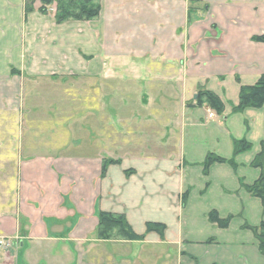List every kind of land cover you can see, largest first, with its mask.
<instances>
[{
	"label": "crops",
	"instance_id": "obj_1",
	"mask_svg": "<svg viewBox=\"0 0 264 264\" xmlns=\"http://www.w3.org/2000/svg\"><path fill=\"white\" fill-rule=\"evenodd\" d=\"M23 5L0 0V264H264L247 228L264 205L243 187L261 174L264 108L233 113L264 75V0H100L62 25ZM200 89L223 115L196 106ZM234 140L252 149L204 175ZM100 213L165 236L102 240Z\"/></svg>",
	"mask_w": 264,
	"mask_h": 264
},
{
	"label": "trees",
	"instance_id": "obj_2",
	"mask_svg": "<svg viewBox=\"0 0 264 264\" xmlns=\"http://www.w3.org/2000/svg\"><path fill=\"white\" fill-rule=\"evenodd\" d=\"M37 0L25 1V14L33 12V5ZM41 4L40 12L46 14L49 7H55V18L57 24H63L68 21H91L100 14V0H39ZM255 42L264 43V35L255 36ZM15 73V72H14ZM238 82L239 79H238ZM196 106L206 107L221 116L224 113L225 105L222 100L214 93L200 89L197 94ZM264 108V75L253 86H241L239 95V104L233 108V113H242L246 109ZM260 154L254 159L252 167L260 169L261 174L258 180L250 185H243L244 189L253 197L262 201L264 205V142L261 145ZM252 149V145L246 140L233 141V157L231 160H225L213 154L207 156L203 167L204 175H208L210 167L216 163L229 164L235 167V159L242 153ZM116 163V162H110ZM106 169V167H105ZM187 196L183 197V203H186ZM209 220L221 229L229 226L230 218L221 219L217 212L209 214ZM256 236L260 250L264 254V223L258 228H249ZM166 226L159 223H147L146 234L157 233L162 239L165 236ZM145 234V235H146ZM145 235L137 234L129 224L127 218L123 215L110 213H100L99 215V238L105 241H144Z\"/></svg>",
	"mask_w": 264,
	"mask_h": 264
},
{
	"label": "rangeland",
	"instance_id": "obj_3",
	"mask_svg": "<svg viewBox=\"0 0 264 264\" xmlns=\"http://www.w3.org/2000/svg\"><path fill=\"white\" fill-rule=\"evenodd\" d=\"M25 1L26 0H24V5H23V11H24V16L25 17H27L28 15L33 14V13L43 14V13L40 12L41 4H40L39 0H37L36 3L33 5V8H34L33 12L29 13L28 15H26L25 14ZM43 15L54 16V18H55V7H53V6L49 7L48 11L46 12V14H43ZM55 22H56V18H55ZM68 22H75V21H68ZM68 22H66V23H68ZM76 22H88V21H76ZM56 24H57V22H56ZM63 24H65V23H63ZM57 25H62V24H57Z\"/></svg>",
	"mask_w": 264,
	"mask_h": 264
},
{
	"label": "built area",
	"instance_id": "obj_4",
	"mask_svg": "<svg viewBox=\"0 0 264 264\" xmlns=\"http://www.w3.org/2000/svg\"><path fill=\"white\" fill-rule=\"evenodd\" d=\"M208 118L213 119L214 118V113L211 110H208ZM13 244L6 240V239H0V250L7 251L11 249Z\"/></svg>",
	"mask_w": 264,
	"mask_h": 264
}]
</instances>
